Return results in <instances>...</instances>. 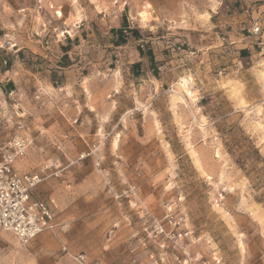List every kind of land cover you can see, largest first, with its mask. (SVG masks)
Here are the masks:
<instances>
[{"label":"rangeland","instance_id":"1","mask_svg":"<svg viewBox=\"0 0 264 264\" xmlns=\"http://www.w3.org/2000/svg\"><path fill=\"white\" fill-rule=\"evenodd\" d=\"M255 24L264 0H0V144L23 125L58 224L0 231V264H264V173L225 145L264 159Z\"/></svg>","mask_w":264,"mask_h":264},{"label":"built area","instance_id":"2","mask_svg":"<svg viewBox=\"0 0 264 264\" xmlns=\"http://www.w3.org/2000/svg\"><path fill=\"white\" fill-rule=\"evenodd\" d=\"M250 34L258 36L257 46L264 53V33L257 24ZM23 128L18 123L17 133L0 144V231L11 234L19 245L26 246L44 232H55L58 224L48 205L32 195L43 180L42 172L22 173L15 168V163L32 144L30 136L23 133ZM47 168L44 167L43 171ZM159 231H162L161 227ZM72 258L78 264H85L83 255Z\"/></svg>","mask_w":264,"mask_h":264},{"label":"trees","instance_id":"3","mask_svg":"<svg viewBox=\"0 0 264 264\" xmlns=\"http://www.w3.org/2000/svg\"><path fill=\"white\" fill-rule=\"evenodd\" d=\"M237 130L239 132L234 131L235 137L230 138V144H225L228 153L232 157L237 153L234 161L242 171L249 170L262 175L264 173V159L260 156L259 150L252 145L248 137L239 128ZM259 165L262 167L259 168ZM247 174L248 172H246Z\"/></svg>","mask_w":264,"mask_h":264},{"label":"bare ground","instance_id":"4","mask_svg":"<svg viewBox=\"0 0 264 264\" xmlns=\"http://www.w3.org/2000/svg\"><path fill=\"white\" fill-rule=\"evenodd\" d=\"M137 17H138V16H137ZM140 18H141V17H140ZM143 18H144V17H143ZM143 20H145V19H143ZM146 20H147V19H146ZM184 85H185V84H183L182 86H184ZM186 92H187L188 95H190V94L192 93V92L190 93L189 91H186Z\"/></svg>","mask_w":264,"mask_h":264},{"label":"snow or ice","instance_id":"5","mask_svg":"<svg viewBox=\"0 0 264 264\" xmlns=\"http://www.w3.org/2000/svg\"><path fill=\"white\" fill-rule=\"evenodd\" d=\"M58 15H59V13H58Z\"/></svg>","mask_w":264,"mask_h":264}]
</instances>
